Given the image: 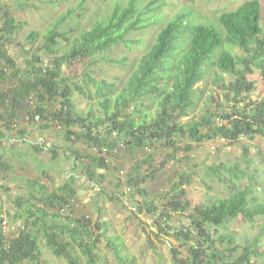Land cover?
Returning <instances> with one entry per match:
<instances>
[{"label":"trees","instance_id":"1","mask_svg":"<svg viewBox=\"0 0 264 264\" xmlns=\"http://www.w3.org/2000/svg\"><path fill=\"white\" fill-rule=\"evenodd\" d=\"M15 1L25 8L30 0ZM79 9L84 10L85 6L81 4ZM263 9L261 1L248 0L237 9L222 13L219 20L223 31L210 23L189 26L184 24L182 18L170 21L157 34L126 87L120 91L116 90L114 82L97 80L89 74H85L83 84L71 81L64 65L68 64L71 68L76 61L97 57L121 41H126V35L132 29L144 25L146 9L140 8L136 0H129L124 5L117 3L106 17L95 20L91 27L73 38L68 36L69 31L59 30V26L65 22V17L60 18L47 30L43 44L29 49L21 45L29 54L31 68L26 71L17 66L16 59L9 53V47L19 42L16 37L24 23L17 20L8 7L2 9L0 80L15 77L16 85L0 89V105L7 107L6 112H0V120L10 128V121L24 111L32 122L46 120L45 126L41 127L55 129L56 124L69 141H82L100 152L107 148L109 152L104 155L85 154L89 162L82 164V171L88 180L94 182L97 173L91 169L108 168V157L117 155L123 148L145 149L154 144L162 145L163 149L173 146L171 152L165 153L161 165L148 173L147 177L152 178L161 166L167 164L168 158H177L178 151L182 149L177 144L182 138L198 143L217 137L233 143L243 136L254 137L256 134L264 138V98L252 107L247 101L249 96H243L244 92L255 89L254 82L247 79V75L253 73V68L260 69L264 78ZM64 16L71 17L68 14ZM70 30L75 31V28L72 26ZM186 32L188 38L184 37ZM37 37L36 31L30 32L28 42L34 44ZM61 41H66L70 46L63 53L59 51ZM236 47L245 55H235L233 50ZM217 51L220 53L213 60ZM44 55L48 60H44ZM212 64L221 73L235 76L231 86L233 101L236 102L232 105L233 112L205 113L200 119L192 118L184 122L181 118L190 115V109L198 98L197 84L204 79L207 67ZM90 85L95 86L94 92L105 116H94L91 112L85 115L75 109L73 92L90 93L92 97ZM32 96L36 99L28 103ZM146 97L157 100L154 113L150 110L145 112L142 108ZM50 101L59 102V106L51 108L48 106ZM139 113L140 119L137 118ZM36 116H40L39 121ZM2 136L5 134L0 131ZM120 143H123V147L113 154L112 149ZM35 148L38 153L48 149L57 158L61 146L53 143L42 147L38 143ZM72 152L80 160L84 158L78 151ZM149 159L152 160V154ZM0 166L6 169L10 167L1 159ZM216 172L220 173L213 170L208 175ZM227 172L226 183L234 188L228 197L191 208L186 198V185L190 179L183 172L178 179L171 181L170 189L165 193L163 210L156 202L147 200L139 202L136 209H131L147 213L158 232L169 230L167 232L177 241L173 247L174 264H233L237 261L251 264L252 255L258 253L247 245L236 260H230L226 251H233L234 248L228 246L225 251L217 245L219 242L229 243L230 235L216 236L209 229L210 225L221 226L240 214L252 219L256 216L264 218V201L249 197L248 190L241 187L240 173L232 168ZM129 182L136 186L141 183L133 182V179ZM73 183V176L54 190L38 183L40 189L33 186L38 190L37 196L32 195L33 200L24 196L16 199L17 216L23 219L24 225L17 236L10 237L4 230V219L0 217V264H48L43 258L42 240L56 256L65 257L69 264H79L75 256L77 251H80L86 264L101 263L99 243L105 234L95 232L88 214L80 216L78 211L71 208L77 194ZM172 211L186 215V221L180 226L170 224ZM95 224L99 228L102 225L107 227L105 221ZM113 244L118 264H131L127 261V255L120 252L119 245L116 242Z\"/></svg>","mask_w":264,"mask_h":264},{"label":"rangeland","instance_id":"2","mask_svg":"<svg viewBox=\"0 0 264 264\" xmlns=\"http://www.w3.org/2000/svg\"><path fill=\"white\" fill-rule=\"evenodd\" d=\"M136 1L140 8L146 9L145 24L132 29L126 35V41L109 48L98 55V58L76 61L71 68L65 64L64 70L71 81L83 84L85 74H89L97 80L114 82L116 90L120 91L126 87L141 57L154 43L157 34L170 21L182 18L184 24L189 26L210 23L223 31L220 15L237 9L248 0ZM259 1L264 8V0ZM128 2L129 0H30L25 8H21L15 0H0V16L2 9L8 7L16 19L24 23L16 37L19 42L9 47V53L16 59L17 66L26 71L31 68L28 63L29 54L21 45L29 49L43 44L47 30L60 18L65 17V22L59 26V30L69 31L68 36L73 38L91 27L95 20L106 17L117 3L124 5ZM81 4L85 6L84 10L79 9ZM65 14L71 17L64 16ZM262 16L264 26V9ZM72 26L75 31L70 30ZM32 31L38 33L34 44L29 43L27 38ZM184 37H189L188 32ZM69 47L66 41H61L60 53ZM220 51H217L213 60L217 59ZM233 52L238 56L245 55V52L237 47ZM43 58L48 60L46 55ZM253 69V73H249L247 79L254 82L255 89L243 93V96H249L247 101L252 107L264 98V78L260 69ZM234 79L233 74L221 73L213 64L208 66L204 79L197 84L198 98L195 105L190 109V115L182 117L181 120L187 122L192 118L200 119L205 113L232 114V105L236 104L231 91ZM15 85V77H9L7 81L0 80V89ZM90 86L93 91L92 97L90 93H81L78 90L73 92L75 109L85 115L91 112L94 116H105L98 102L99 98L94 92L95 86ZM32 99H36L35 96L30 97L28 103ZM112 104L115 106V103ZM48 106L54 108L59 106V102L50 101ZM157 106L156 99L146 97L142 108L145 112L150 110L154 113ZM132 108L130 107L131 110ZM6 110L7 107L0 105V112ZM137 118H141L140 113L137 114ZM45 121L41 119L37 123L32 122L29 114L25 115L24 111L10 121V128L0 120V131L5 134L0 137V159L10 166L9 169L0 166V217L4 219L3 227L10 237L17 236L24 225L23 219L17 216L19 211L16 199L24 196L33 200L32 195L37 196V189H40L38 183H43L50 190H54L71 176L74 177L73 184L77 191L71 208L78 211L80 216L88 214L95 232L105 234L99 243L101 258L99 264H118L113 242L119 245L120 252L127 255V261L131 264H174L173 247L177 241L167 232L169 230L158 232V228L147 213L132 211L131 207H136L139 202L147 200L156 202L163 210L165 193L170 189L171 181L178 179L183 172L185 177L188 176L190 179L186 185V198L190 201L191 208L228 197L233 192L234 188L225 180V174L229 176L227 172L229 168L242 175L241 187L248 190L249 197L264 201V138L259 134L254 137L243 136L233 143L221 137L201 143L182 138L177 144L182 147L177 153V158H168L167 164L161 166L152 178L147 177L148 173L161 165L165 153L171 152L173 146L163 149L162 145L154 144L145 149L123 148L117 155L108 157V168L91 169L97 173L94 182L88 180L82 171V164L89 162L85 154L100 156L105 153L82 141L75 143L74 139L67 140L65 133L61 132L56 124L55 129L41 127L45 126L43 125L46 124ZM38 143L42 147L53 143L60 145L59 156L54 158L48 149L38 153L35 148ZM72 150L78 151L84 158L80 160ZM151 154L152 160L149 159ZM213 170H219L220 173L208 175ZM131 179L133 182H141L140 185L131 184L129 182ZM33 186H37V189ZM127 187H132V191L127 193ZM87 198H90L89 203H84V199ZM171 214L173 217L170 224L174 226H180L187 219L182 213L172 211ZM100 221L107 222V227L102 225L99 228L95 222ZM209 229L216 236L230 235L229 243L217 244L225 251L228 246L234 248L233 251H226L230 260H236L244 252L245 247L251 245V248L258 252L252 255L251 264H264L262 216L252 219L240 214L221 226L210 225ZM41 248L43 258L48 264H69L65 257L56 256L44 240L41 242ZM75 256L79 264H86V260L80 256V251H77ZM233 264L243 263L237 261Z\"/></svg>","mask_w":264,"mask_h":264},{"label":"built area","instance_id":"3","mask_svg":"<svg viewBox=\"0 0 264 264\" xmlns=\"http://www.w3.org/2000/svg\"><path fill=\"white\" fill-rule=\"evenodd\" d=\"M31 102H32V104L34 103L33 101H31ZM36 119L39 121L40 120V116H36ZM122 147H123V143H120L119 145L115 146V148L112 149L113 154H117L119 152L120 148H122ZM103 152L105 154H107V152H109V151H108L107 148H104ZM131 190H132L131 187H127V193H129V191H131ZM89 200H90V198L84 199V201H85L84 203H89L88 202ZM131 209H136V208L135 207H131Z\"/></svg>","mask_w":264,"mask_h":264},{"label":"crops","instance_id":"4","mask_svg":"<svg viewBox=\"0 0 264 264\" xmlns=\"http://www.w3.org/2000/svg\"><path fill=\"white\" fill-rule=\"evenodd\" d=\"M50 144V143H49ZM52 144V143H51ZM45 151V150H44Z\"/></svg>","mask_w":264,"mask_h":264}]
</instances>
